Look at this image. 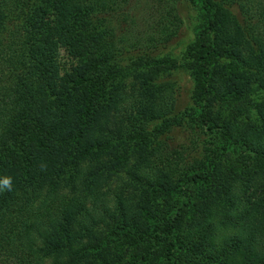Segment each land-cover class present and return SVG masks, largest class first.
<instances>
[{
  "label": "trees",
  "instance_id": "trees-1",
  "mask_svg": "<svg viewBox=\"0 0 264 264\" xmlns=\"http://www.w3.org/2000/svg\"><path fill=\"white\" fill-rule=\"evenodd\" d=\"M176 1L195 12L191 42L122 64L106 24L119 0H0V180L12 181L0 264H264V32L239 0ZM169 17L162 43L182 21ZM57 35L76 63L65 85ZM175 69L191 82L181 110L166 78ZM107 107L119 114L114 150L98 145ZM110 157L138 192L61 191L67 172L69 191L84 182L80 162L92 175Z\"/></svg>",
  "mask_w": 264,
  "mask_h": 264
},
{
  "label": "rangeland",
  "instance_id": "rangeland-1",
  "mask_svg": "<svg viewBox=\"0 0 264 264\" xmlns=\"http://www.w3.org/2000/svg\"><path fill=\"white\" fill-rule=\"evenodd\" d=\"M239 2L243 3L242 7L239 8L246 11L245 14L247 17L243 14V20L248 18L247 22L249 23V26L253 23L258 27L257 29L254 27V30L252 29V31L262 37L261 33L264 32V25H262L264 23V0H239ZM181 5H179L176 0H119V3L115 7L116 10L114 17L111 18L109 22L107 21L106 24L112 28L113 37L109 39L112 40V45L116 47L118 57L122 64L128 63L129 58L132 57L133 53H136L138 50H144V48L151 52L152 55L160 57L163 55L177 57L185 45L191 42L192 27L195 23V12L192 5H185L184 3H181ZM169 6H173L172 9H169ZM231 11L234 12V10ZM235 12L239 14L236 9ZM174 14L182 20L180 24L176 26L174 25V28L177 27L176 36L169 42L162 43V37H160L157 30L161 29V26L164 25L173 28V25L169 23V15ZM120 39L121 41H119ZM56 46V55L54 58L55 70L61 79V85H65L68 84L70 78L73 76L76 63L67 53L64 39L61 35L56 36ZM131 71H127V74L124 77L125 82L132 81L133 77L130 76ZM166 78L172 86V96L175 98L174 102L176 110H181L184 105H189L190 101L188 96L191 82L188 73L184 70L175 69L171 70L169 78L168 76H166ZM135 85L139 88L138 83H135ZM260 95L261 90L253 91V100H258ZM107 114L108 124L100 136L98 145L103 147L107 144L108 147L114 150L115 144L119 142L116 136V126L119 121V114L113 107L108 108ZM248 116L251 119L256 117L255 112H249ZM180 134L181 133L176 129L171 131V136H178ZM184 141L187 140L184 138ZM99 146L96 147L98 148ZM196 152L197 150L194 153L196 154ZM136 154L127 155V164L135 160L137 157ZM104 157L107 158L108 155ZM110 160L112 163H110V166L107 169L104 168L101 172L98 171V173L89 175L86 169V164L88 162L86 158V160H83L78 164L80 169L84 172V182L75 183L76 190L72 192L69 191L70 188L67 187V184L70 183L71 177L67 172L65 174V181L62 183V185H64L62 186L61 191L81 196L91 188L100 187L99 190L105 192L107 197L112 196L117 191L122 195L138 192L141 182H137V180L133 178V175H127L124 172L123 166H121L122 164L116 161L113 163L111 157ZM73 174L75 175L76 173L73 172ZM77 181L82 182V179L77 176ZM42 264L55 263L53 262L51 255H47Z\"/></svg>",
  "mask_w": 264,
  "mask_h": 264
},
{
  "label": "clouds",
  "instance_id": "clouds-1",
  "mask_svg": "<svg viewBox=\"0 0 264 264\" xmlns=\"http://www.w3.org/2000/svg\"><path fill=\"white\" fill-rule=\"evenodd\" d=\"M12 190V181L10 177L0 180V193Z\"/></svg>",
  "mask_w": 264,
  "mask_h": 264
}]
</instances>
